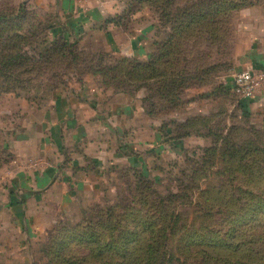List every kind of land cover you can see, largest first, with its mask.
<instances>
[{"label": "rangeland", "instance_id": "obj_1", "mask_svg": "<svg viewBox=\"0 0 264 264\" xmlns=\"http://www.w3.org/2000/svg\"><path fill=\"white\" fill-rule=\"evenodd\" d=\"M230 1L238 6L239 17L223 19L219 40L184 41L191 46V65L200 63V73L210 70L206 85L194 81L188 88L192 93L207 88L210 100L207 113L192 119L189 136L181 131L178 135L184 137L177 143L147 142L132 150L127 153L131 169H84L70 183L59 182L58 187H68L94 176L92 185L99 192L69 196V191L58 190V204L55 197H46L43 213L32 208L39 228L30 237L7 208L9 186L16 172H37L48 164L22 137L16 142L29 114L21 108L22 98L69 86L70 69L84 71L100 59L115 65L120 59L77 48L79 68L58 53L36 50L51 27L58 33V0H0V264H264V118H243L239 98L229 90L233 77L247 68L243 62L251 44L240 33L247 24L240 16L251 7L262 13L264 0H228L225 5ZM127 138L131 148L134 141L141 142ZM90 230L105 241L110 235L115 243L107 244L116 247L121 232H141L140 242L133 244L137 251L126 261L106 251L98 256L82 243ZM63 241L71 245L60 249Z\"/></svg>", "mask_w": 264, "mask_h": 264}, {"label": "crops", "instance_id": "obj_2", "mask_svg": "<svg viewBox=\"0 0 264 264\" xmlns=\"http://www.w3.org/2000/svg\"><path fill=\"white\" fill-rule=\"evenodd\" d=\"M135 4L134 0H58V14L64 20L62 24L58 18V32L63 30L65 36H71L72 43L80 40L78 51L102 50L116 59L152 61L170 29H161L158 16L148 8L139 7L130 12L128 8ZM257 10L251 7L240 16L247 22L245 28L240 27V33L246 34L251 43L243 63L246 69L264 70V10L262 13ZM238 14L234 16L239 17ZM236 56L238 58L239 54ZM69 75V86L65 84L52 94L21 100V108L29 114L21 127L24 132L15 137L16 142L22 137L25 144L38 149L35 154L48 164L37 172H16L9 186L7 208L30 237L39 228L36 218L32 217V208L38 206L43 213L46 197H55L58 204V190L69 191V196L80 191L99 192V188L92 185L94 176L88 178L87 175L71 185L73 187L62 186L70 183L69 178L73 180L84 169L90 173L106 166L131 169L132 159L127 153L137 151L147 142L166 143L162 136L164 124H169L174 131L177 125L184 126L194 117L206 114V104L210 102L206 100L209 99L207 88L194 93L188 89L178 110L149 116L143 104L144 91L116 93L99 85L100 76L86 74L79 82L73 73ZM205 79L201 85H206ZM249 109L252 115L260 114L264 118V95L250 101ZM35 130L38 134L33 136ZM127 137L141 138V142L133 139L131 148ZM90 165H93L91 169ZM59 182L62 187H58ZM63 196L68 199L67 193Z\"/></svg>", "mask_w": 264, "mask_h": 264}, {"label": "trees", "instance_id": "obj_3", "mask_svg": "<svg viewBox=\"0 0 264 264\" xmlns=\"http://www.w3.org/2000/svg\"><path fill=\"white\" fill-rule=\"evenodd\" d=\"M227 1L210 0V6L206 7L207 0H134L141 8H148L158 16L161 29H170L167 38L161 43L153 60L144 63L133 58H121L115 62V65H112L100 59L97 65L93 63L92 66L86 69L87 71H78L73 68L70 69L71 73L79 78V82H82L81 77L86 74L100 76L102 78L101 83L107 89L112 88L116 93L134 94L144 91L143 104L149 116L158 112L166 113L178 110L183 103L182 96L185 91L194 81L202 84L205 79L202 74L210 71L207 69L200 73L202 68V66L199 67L200 63L191 65L190 59L193 56L191 57L188 52L191 50V46L187 47L188 45L186 46L184 41L186 38H192L193 40L203 38V41H206L207 37L219 40L220 35L223 33V21L228 20L239 9L238 6L232 5L233 1H230L229 7L226 6ZM109 22L111 23V21ZM51 29L49 30L50 35L36 50L38 48L39 50L42 49L40 51L45 52V54L46 52L58 53V57L69 60L71 66L80 68L82 59L77 55L80 40L75 39L72 43V37L65 36L63 30L57 33L56 29L54 30L52 27ZM17 36L13 35V37ZM192 50L196 51L195 48H192ZM39 58L41 60L43 56L40 55ZM229 90L233 96L239 98L232 85L229 86ZM13 93L15 94L16 91ZM238 108L243 118L250 119L252 117L249 102L239 99ZM191 120L184 126L177 125L174 131L169 128V124H164L162 136L165 142L177 143L184 136H189L191 123L195 121ZM181 131L184 132L182 134L184 136L178 135ZM91 231L94 230L86 233L82 243L89 247L91 252H96L98 256H103L101 252L106 251L111 258L122 255L120 257L126 261L131 259L137 251V247H133V244L140 242L137 238L141 232L138 234L133 233V235L121 232L118 247H116L109 245L115 243L114 241L111 242L110 235H107L109 239L105 241L104 238L106 237H100L101 234L94 231L95 236V233H91ZM108 242L109 244H107ZM61 243L62 245L58 246L60 249L71 245L68 241ZM145 258H147V255H145Z\"/></svg>", "mask_w": 264, "mask_h": 264}, {"label": "built area", "instance_id": "obj_4", "mask_svg": "<svg viewBox=\"0 0 264 264\" xmlns=\"http://www.w3.org/2000/svg\"><path fill=\"white\" fill-rule=\"evenodd\" d=\"M232 87L242 101L250 102L264 95V70L246 69L236 74Z\"/></svg>", "mask_w": 264, "mask_h": 264}]
</instances>
